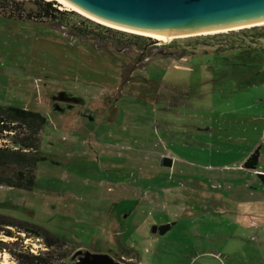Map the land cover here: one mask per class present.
Listing matches in <instances>:
<instances>
[{
	"label": "rangeland",
	"instance_id": "rangeland-1",
	"mask_svg": "<svg viewBox=\"0 0 264 264\" xmlns=\"http://www.w3.org/2000/svg\"><path fill=\"white\" fill-rule=\"evenodd\" d=\"M21 1L18 7L0 2V105L46 115L40 146L45 159L33 189L0 185V217L63 239L59 252L66 257L58 264L73 262L76 250L110 253L125 264H181L205 245L221 258L209 245L214 224L196 219L203 206L195 203L213 198L198 184V167L231 159L224 156L227 149L236 158L264 138V55L249 60L247 51L236 56L231 50L232 44L264 48V37L244 35L251 26L160 42L58 0H51L58 9L76 13L50 20ZM173 60L188 70L174 68ZM61 94L84 101L56 106ZM162 153L175 156L174 174L163 166ZM170 176L186 184L168 185ZM143 193L153 209L141 203L126 217L134 206L130 199L143 201ZM119 196L129 200L114 208L124 209L116 221L117 211L110 209ZM163 215L176 221L167 234L154 232ZM9 228L15 236L0 233L3 240L19 236L26 247L46 250L42 239ZM115 228L124 231L116 234ZM118 240L134 243L133 252L124 253L130 246L120 247ZM0 263L17 261L4 251Z\"/></svg>",
	"mask_w": 264,
	"mask_h": 264
},
{
	"label": "crops",
	"instance_id": "crops-1",
	"mask_svg": "<svg viewBox=\"0 0 264 264\" xmlns=\"http://www.w3.org/2000/svg\"><path fill=\"white\" fill-rule=\"evenodd\" d=\"M172 66L177 69L188 70V65L177 66L172 62ZM249 76H246V81L251 83ZM264 120V115L262 117ZM264 137V136H263ZM231 140L234 136H228ZM262 141V142H261ZM264 138L260 140V143H256L252 150L244 151L236 158L232 159L234 151L227 149L224 156L227 155L231 159H223L216 164H207V166L198 167L202 172H199L198 184L204 188L211 189V197L205 200H200L195 204L203 206L199 210L197 220H211L214 224L211 234L209 245L214 247V250L221 254V258L218 256L210 255L208 247L199 250L197 254L199 256L191 257V259L182 260L181 264H264V178L260 177L259 171H264ZM256 149L259 150V166L257 169H252L244 165L248 156ZM162 160L164 157L169 158L163 166L169 168V172L174 174L176 169V158L171 153H162ZM203 170L205 172L203 176ZM187 173V172H186ZM196 173V172H195ZM201 174V175H200ZM167 180L168 185L174 183L175 180L172 176ZM188 177V175H185ZM183 180V181H182ZM185 180L177 177V185H185ZM220 189H224V193H219ZM128 197L119 196L118 200L112 203L111 211L116 212V221L122 218L124 209L114 208L119 207L124 201H127ZM145 193H143V201L139 200L135 202L133 198L132 210L126 213V217L136 214L138 207L141 205H148L150 209H153L152 199L145 201ZM145 201V203H144ZM182 205L183 212H188L190 215L191 208L187 201ZM189 204H192L189 202ZM150 212V211H149ZM112 216V214H111ZM163 215L158 221H154L157 230L156 233L167 234L172 226L161 232L160 226L165 224L175 223L171 219L166 218ZM116 234H121L120 229L115 228ZM203 240V239H202ZM204 241V240H203ZM201 241V242H203ZM206 244V243H205ZM202 246L204 244L201 243ZM118 246H130L135 247L134 243H127L118 240ZM139 264H143L140 259Z\"/></svg>",
	"mask_w": 264,
	"mask_h": 264
},
{
	"label": "trees",
	"instance_id": "trees-1",
	"mask_svg": "<svg viewBox=\"0 0 264 264\" xmlns=\"http://www.w3.org/2000/svg\"><path fill=\"white\" fill-rule=\"evenodd\" d=\"M36 10L35 15L45 16L50 20H64L66 16L76 12H66L56 7L55 2L51 0H29ZM0 2L11 3L18 7L21 0H0ZM31 13V12H29ZM34 15V14H31ZM109 31H115L107 28ZM244 35L252 39L264 37V25L253 26L243 30ZM133 37H139L134 36ZM231 50L237 51V55L247 51L249 60H262L258 55H264V48H246L242 44H232ZM254 50V51H253ZM254 53V54H253ZM251 55H253L251 57ZM251 57V58H250ZM261 58V59H260ZM47 117L40 111L27 109L13 105H0V131L9 130L13 134H8L11 144L0 146V185H7L15 188L31 190L36 185L37 168L39 162L45 159L40 152L41 133L46 123ZM169 158L164 157L163 163ZM244 165L246 167L257 169L259 166V150L251 153ZM260 177L264 178L262 174ZM173 223L160 226L161 232L168 230ZM16 227L18 231H24L33 237H40L46 244L47 249L37 254L31 252L28 247L19 240H3L0 237V255L8 251L17 261V264H58L60 260L66 257L65 252H59L65 245V241L52 233L51 231L34 224H27L14 219L0 217V233L14 237V232L9 227ZM133 248H124V253L131 254ZM1 264V263H0Z\"/></svg>",
	"mask_w": 264,
	"mask_h": 264
},
{
	"label": "water",
	"instance_id": "water-1",
	"mask_svg": "<svg viewBox=\"0 0 264 264\" xmlns=\"http://www.w3.org/2000/svg\"><path fill=\"white\" fill-rule=\"evenodd\" d=\"M67 1L108 23L163 36L197 33L264 21V0ZM61 95H57L55 99H63ZM69 100L75 102L74 99ZM83 101L79 100L82 103ZM73 259L70 264H125L105 252L76 250Z\"/></svg>",
	"mask_w": 264,
	"mask_h": 264
},
{
	"label": "bare ground",
	"instance_id": "bare-ground-1",
	"mask_svg": "<svg viewBox=\"0 0 264 264\" xmlns=\"http://www.w3.org/2000/svg\"><path fill=\"white\" fill-rule=\"evenodd\" d=\"M59 2H61L64 5H67L69 7H71L74 10L79 11L80 13L98 21L101 22L103 24H106L108 26H112L118 29H122V30H126V31H130V32H135V33H140V34H144V35H148L151 36L153 38H155L156 40L160 41V42H168L171 39L177 38V37H186V36H191V35H202V34H214V33H219V32H226V31H230V30H238L244 27H251L253 25H263L264 21H260L254 24H247V25H238V26H233V27H227V28H221V29H215V30H209V31H203V32H197V33H190V34H181V35H173V36H163V35H156V34H150V33H143V32H139V31H135V30H131V29H127V28H123L111 23H108L106 21H103L101 19H98L90 14H88L87 12L83 11L81 8L75 6L74 4L68 2L67 0H58ZM7 254V253H6Z\"/></svg>",
	"mask_w": 264,
	"mask_h": 264
},
{
	"label": "flooded vegetation",
	"instance_id": "flooded-vegetation-1",
	"mask_svg": "<svg viewBox=\"0 0 264 264\" xmlns=\"http://www.w3.org/2000/svg\"><path fill=\"white\" fill-rule=\"evenodd\" d=\"M146 44H148V45H150V43H145L144 45H146ZM152 44V43H151ZM156 48L157 49H159L160 51H162V52H166L165 50H163L164 49V47H162L161 45H156ZM127 65V64H126ZM134 70V69H133ZM132 70V71H133ZM134 75H129L128 76V78H127V82H129V83H131V78L133 77ZM62 97H63V99H60V100H54V103L56 104V106H59V103H61V102H65L66 103V106H68V107H73V105H75L76 104V102H72V101H70L69 99H79V100H81L80 98H76V97H72V95L71 94H62L61 95ZM66 99H68L67 101H66Z\"/></svg>",
	"mask_w": 264,
	"mask_h": 264
},
{
	"label": "built area",
	"instance_id": "built-area-1",
	"mask_svg": "<svg viewBox=\"0 0 264 264\" xmlns=\"http://www.w3.org/2000/svg\"><path fill=\"white\" fill-rule=\"evenodd\" d=\"M13 133H14L13 131L5 130V129L3 131H0V134L2 135V137L0 136V146L1 145H4V144H11L10 138L7 135L8 134H13ZM259 174H262L264 176V171H259ZM37 239H41V238L40 237H37ZM35 246H30L29 247V250L31 252L37 254L40 251L38 250L39 248L38 247H35ZM43 249H47V247L46 248H43Z\"/></svg>",
	"mask_w": 264,
	"mask_h": 264
}]
</instances>
